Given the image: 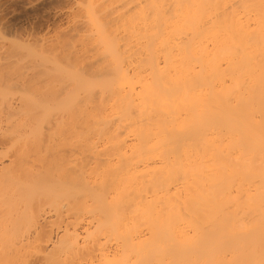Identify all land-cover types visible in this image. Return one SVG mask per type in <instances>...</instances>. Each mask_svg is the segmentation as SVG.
Segmentation results:
<instances>
[{
  "label": "bare ground",
  "instance_id": "bare-ground-1",
  "mask_svg": "<svg viewBox=\"0 0 264 264\" xmlns=\"http://www.w3.org/2000/svg\"><path fill=\"white\" fill-rule=\"evenodd\" d=\"M61 1L0 29V264H264V0Z\"/></svg>",
  "mask_w": 264,
  "mask_h": 264
},
{
  "label": "rangeland",
  "instance_id": "rangeland-1",
  "mask_svg": "<svg viewBox=\"0 0 264 264\" xmlns=\"http://www.w3.org/2000/svg\"><path fill=\"white\" fill-rule=\"evenodd\" d=\"M64 3L61 0H0V29L18 36L42 35L55 25L52 13L65 6Z\"/></svg>",
  "mask_w": 264,
  "mask_h": 264
}]
</instances>
